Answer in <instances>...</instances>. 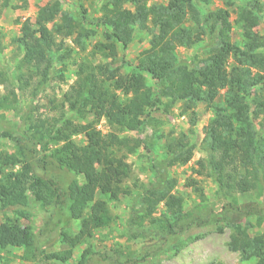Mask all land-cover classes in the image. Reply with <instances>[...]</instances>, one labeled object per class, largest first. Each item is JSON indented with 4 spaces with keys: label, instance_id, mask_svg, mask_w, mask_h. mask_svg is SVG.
<instances>
[{
    "label": "trees",
    "instance_id": "16d2710c",
    "mask_svg": "<svg viewBox=\"0 0 264 264\" xmlns=\"http://www.w3.org/2000/svg\"><path fill=\"white\" fill-rule=\"evenodd\" d=\"M240 1L234 23L241 30V45L231 41L228 10L199 14L196 0H169L166 5L151 6L147 0H106L99 7L100 16L92 22L76 21L63 13L58 0L38 8L33 23L24 24L15 39L21 54L16 66L13 70L0 66V111L19 113L18 122H6V128L0 126V138L14 147L12 155L0 152V211H11L26 219L32 198L48 212L44 224L52 216H66L79 221V230L70 235L59 224L61 219H56L55 229L60 230L59 237L66 248L42 255L34 246L30 226L17 218H5L0 222V252L20 249L26 261H34L39 255L43 264H66L74 248L109 225L108 203H117L120 196L131 194V189L123 186L131 174L125 154L135 153L143 143L136 140L130 146L126 138L102 135L96 129L97 123L103 120L115 132L136 131L148 113L157 109L156 105L167 110L182 101L186 111L201 101L214 109L215 117L209 122L204 139L206 154L197 161L196 173L211 178L217 187L216 195L226 202L221 206L218 222L236 230L229 242L230 250L240 252L246 260L253 259L254 264H264V231L251 234L248 227L253 224L240 223L252 218L255 226L264 223V129L257 130L252 121L264 115L262 88L249 99L250 91L259 85L264 74V35L253 31L264 2ZM8 3L9 0H0V10ZM126 4L133 10L124 7ZM80 9L83 16L81 5ZM188 15L195 21V28L186 26ZM87 24L103 30V39L88 52L90 57L114 58L116 46L125 50L135 30L149 33V46L138 54L131 73H121L108 62L74 63L77 78L62 93L57 116L48 119L35 116L32 111L22 113L18 92L31 88L35 94L53 81L51 55L61 52V60L70 57L66 38H72V43L85 51L83 40L92 34ZM205 39L210 47L205 58L193 54L187 61L176 59L177 45L191 48ZM253 70L258 71L257 76H251ZM59 73L58 78L63 81ZM145 76L152 85H147ZM250 76L256 79L251 81ZM220 90H224L225 107L211 105ZM80 134L86 144L77 148L72 137ZM174 146V158L165 162L169 166L189 162L192 145L178 138ZM123 148L126 153L122 154ZM144 149L148 151L146 146ZM75 153L89 165L82 172V182L70 165ZM196 184L195 180L187 184L194 187L200 199L189 210H184L183 197L172 193L173 181L147 184L138 194L129 218L133 237L158 239L163 245L170 238L182 237L207 224L208 207ZM250 193L255 198L244 202L236 198L238 194ZM159 205L168 211L167 215L156 216ZM187 241L190 240L180 245ZM173 248L177 251V246ZM91 253L85 249L77 264H87ZM101 257L106 264L144 261H120L107 254Z\"/></svg>",
    "mask_w": 264,
    "mask_h": 264
},
{
    "label": "rangeland",
    "instance_id": "374dc122",
    "mask_svg": "<svg viewBox=\"0 0 264 264\" xmlns=\"http://www.w3.org/2000/svg\"><path fill=\"white\" fill-rule=\"evenodd\" d=\"M52 1L55 0H9L8 6L0 10V66L2 68L14 69L21 55L17 49L15 39L20 36L22 26L27 23H33L38 8ZM58 1L61 4V11L70 15L74 20H82L84 22L88 20L92 22L94 18L100 16L99 7L106 0ZM168 1L147 0V5H166ZM260 2H264V0H260ZM80 5L82 6V10L85 11L83 16ZM241 5L240 0H196L195 8L199 11V14H206L221 8L228 10L232 24L231 41L241 45V30L234 23ZM124 7L133 10V7L129 4H126ZM261 14V18L255 24L253 31L256 34L264 35V10ZM148 26H152V24L148 22ZM186 26L189 29L196 26L195 21L189 15L186 19ZM86 27L92 34L83 40L86 45L85 51H81L80 48L76 47L72 43V38H66V48L71 51L70 57L61 60V52L51 55L55 70L53 81L35 94H33L31 88H27L22 94L18 92L22 113L32 111V114L35 116L40 115V117L48 119L57 116L60 112L59 104L62 93L77 78V69L74 63L82 61L92 64L108 62L111 67L119 68L121 73H131L137 65L138 54L149 46V33L142 29L135 30L133 39L125 50L120 45L116 46V56L114 58L105 60V58L98 55L90 57L88 52L92 49L95 42L103 39V30L95 28L90 24H87ZM207 43L208 41L205 39L191 48L177 45L175 57L177 60L187 61L193 54H198L201 59L205 58L210 49ZM59 72L63 75V81L58 78ZM257 72L253 70L251 76H257ZM251 76V81H253L252 78L256 79ZM145 77L147 85H152V81L149 80L148 76ZM260 88H262V94L264 95V74L259 85L250 91L249 99H253ZM0 91L1 93L3 92L1 87ZM223 95L224 90H220L212 98L211 105L225 107ZM209 106L204 102L198 101L194 103L191 110L184 111L185 104L182 101L175 102L167 110L165 107L156 105L157 109L154 107L148 113V117H146L143 125L136 131L115 132L114 130H110L103 120L97 123L96 129L102 135L110 133L114 137L126 138L130 146H133L136 140L143 143L137 147L135 153L125 154L126 163L131 166V174L123 182V186L130 188L131 194L126 197L120 196L117 203H108L107 208L111 218L109 225L95 231L90 239L74 248L73 255L66 264H77L81 253L85 249H90L92 252L88 255L89 261L87 264H106L107 262L103 261L101 257L103 254L112 257L115 255L120 261L127 259L144 260L139 264H254L253 259L246 260L240 252L230 250L229 242L231 236L236 234V230L233 227L218 222L221 206L226 202L219 199L216 195L217 187L211 178L205 175L200 176L196 173L198 170L197 161L206 154L204 139L209 122L215 117L214 109ZM253 109L251 107V110ZM251 112L249 113L250 116H252ZM18 118L19 113L16 115L12 111H0V126L6 128L8 126L6 122L16 123L19 121ZM75 121L79 122V119ZM252 121L257 130L264 129V115ZM178 138H183L192 145L193 155L186 164L176 163L169 166L165 160L174 158L173 155L176 152L174 145ZM72 140L77 148L86 144L83 134L74 135ZM144 146L148 148V151L144 149ZM0 152L12 155L14 152L12 143L7 139L0 138ZM121 152L122 154L126 153L124 148ZM70 165L77 174L78 179L82 182V172L89 165L84 163L76 153L71 159ZM93 167L95 168L96 166L93 165ZM166 180L174 182L172 193L183 197L184 210L193 208L200 201L193 191L194 187L187 185L192 180H195L197 182L196 186L201 190L205 198L209 221L200 228L191 229L182 237L168 239L163 245L160 244L161 242L158 239L143 236L133 237L128 222L138 194L150 182L158 184ZM236 198L239 202H244L255 197L254 194L250 193L238 194ZM26 213L28 214V218L24 219L11 211H0V222L5 218H17L23 225H29L33 234L34 246L37 248V252H42V255L58 252L66 248L61 243L59 237L60 230L55 229L54 222L56 219H61L59 224L70 235L76 234L79 230V221L68 220L66 216L57 218H53L52 216L48 224H44L48 219V212L42 209L32 198L29 200V208ZM161 214L167 215L168 211L162 205H159L156 216ZM240 223L242 226L248 223L253 224V227H248V232L251 234L264 231V223L260 227L255 226L256 222L254 218L241 220ZM185 240L190 241L181 246L182 244L180 245V243ZM173 245L177 246V251H175ZM114 251L115 254L113 255ZM22 256V250L8 249L7 251L0 252V264H43L39 262L41 258L39 255L34 261H26L22 259Z\"/></svg>",
    "mask_w": 264,
    "mask_h": 264
}]
</instances>
